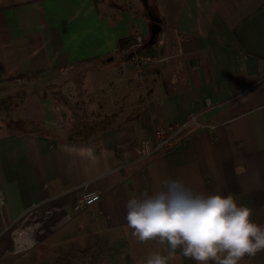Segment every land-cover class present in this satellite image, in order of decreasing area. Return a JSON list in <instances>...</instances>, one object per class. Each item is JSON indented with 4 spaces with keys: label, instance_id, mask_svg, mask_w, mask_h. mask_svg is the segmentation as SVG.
I'll use <instances>...</instances> for the list:
<instances>
[{
    "label": "crops",
    "instance_id": "1",
    "mask_svg": "<svg viewBox=\"0 0 264 264\" xmlns=\"http://www.w3.org/2000/svg\"><path fill=\"white\" fill-rule=\"evenodd\" d=\"M148 13L159 60L139 78L122 51L147 44ZM191 115L203 127L143 155ZM170 177L264 226V0H0V264L37 245L136 248L125 204ZM82 192L101 197L76 212Z\"/></svg>",
    "mask_w": 264,
    "mask_h": 264
},
{
    "label": "clouds",
    "instance_id": "2",
    "mask_svg": "<svg viewBox=\"0 0 264 264\" xmlns=\"http://www.w3.org/2000/svg\"><path fill=\"white\" fill-rule=\"evenodd\" d=\"M125 209L134 238L168 245L167 256L153 253L146 264H168L177 250L197 264H240L264 250V226L231 193H198L170 177L153 194L131 195Z\"/></svg>",
    "mask_w": 264,
    "mask_h": 264
},
{
    "label": "rangeland",
    "instance_id": "3",
    "mask_svg": "<svg viewBox=\"0 0 264 264\" xmlns=\"http://www.w3.org/2000/svg\"><path fill=\"white\" fill-rule=\"evenodd\" d=\"M113 78L103 79V85H109ZM112 89V88H111ZM113 90V89H112ZM111 91V90H110ZM95 244V250L86 252L83 247L77 246L74 250L73 245L60 244L49 250L47 245H37L32 250L24 254H19L11 264H146L148 257L153 253L167 256L163 245L157 240L141 243L137 240L136 248H120L123 241L114 242L110 249L101 248V239ZM122 247V246H121ZM97 249V250H96ZM91 251V250H90ZM168 264H197L193 259L185 257H174L169 259Z\"/></svg>",
    "mask_w": 264,
    "mask_h": 264
},
{
    "label": "built area",
    "instance_id": "4",
    "mask_svg": "<svg viewBox=\"0 0 264 264\" xmlns=\"http://www.w3.org/2000/svg\"><path fill=\"white\" fill-rule=\"evenodd\" d=\"M144 40L139 35H134L129 38L127 41L123 54H126L129 62L133 67V71L135 75L141 78L145 72V70L158 62L159 58L156 55H150L144 53L142 48L144 46ZM189 125H194L197 128L203 127L200 122L197 120V115H191L183 124H176L168 128H160L155 132V146L150 147L147 141L142 142L141 144V152L144 156H149L152 154L163 153L169 149H171L174 145L175 136L183 130L185 127ZM100 194L98 192H82L76 198L73 209L78 212L90 206L91 204L97 202L100 199ZM4 207V195L0 190V211ZM52 215L51 210L45 209L43 212V219H48Z\"/></svg>",
    "mask_w": 264,
    "mask_h": 264
},
{
    "label": "water",
    "instance_id": "5",
    "mask_svg": "<svg viewBox=\"0 0 264 264\" xmlns=\"http://www.w3.org/2000/svg\"><path fill=\"white\" fill-rule=\"evenodd\" d=\"M141 2L147 8V0H141ZM148 16H149V18L153 24H152L151 29H150V35H149V38L147 40V45H152L155 37L160 32V27H159V20L154 18L150 13H148Z\"/></svg>",
    "mask_w": 264,
    "mask_h": 264
},
{
    "label": "trees",
    "instance_id": "6",
    "mask_svg": "<svg viewBox=\"0 0 264 264\" xmlns=\"http://www.w3.org/2000/svg\"><path fill=\"white\" fill-rule=\"evenodd\" d=\"M156 43H157V36L155 37L154 42H153L152 45H147V44L144 45V47H143L144 51L147 54L154 55L155 54V50H153V48L156 45Z\"/></svg>",
    "mask_w": 264,
    "mask_h": 264
}]
</instances>
